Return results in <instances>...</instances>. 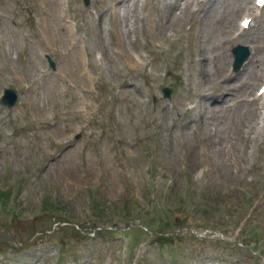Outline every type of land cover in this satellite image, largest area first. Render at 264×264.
I'll return each mask as SVG.
<instances>
[{"label":"rangeland","instance_id":"374dc122","mask_svg":"<svg viewBox=\"0 0 264 264\" xmlns=\"http://www.w3.org/2000/svg\"><path fill=\"white\" fill-rule=\"evenodd\" d=\"M59 1L77 46L58 34ZM173 1L119 6L115 22L110 0H0V95L7 81L18 95L0 102V264H264V113L258 129L250 103L214 106L258 75L249 61L232 73L230 48L264 53V8L252 41H232L252 0L192 4L189 21Z\"/></svg>","mask_w":264,"mask_h":264},{"label":"bare ground","instance_id":"6f19581e","mask_svg":"<svg viewBox=\"0 0 264 264\" xmlns=\"http://www.w3.org/2000/svg\"><path fill=\"white\" fill-rule=\"evenodd\" d=\"M173 6H175L176 8H177V10L178 11H176V14H177V17L178 18H181L182 17V13H183V11H184V8H186V5H184V7H179V5H178V3H177V1H174L173 2ZM57 29H58V34H60V35H62V36H65V34H66V36H68L69 37V35H68V30H67V27H65L64 25H63V23L62 22H58L57 24ZM212 23L211 22H208V23H201L200 24V28H201V33H202V35L201 34H197L196 33V35H195V38H194V36H193V38L191 39L190 38V43H189V53H197V52H194V51H197V50H195V40H197L198 38H197V35H198V37L199 36H201V37H203V39L205 38V34L203 33V28H204V32H205V30L207 31V29H212ZM64 28V29H63ZM118 35H119V33H118ZM191 35H192V32H191ZM207 37V36H206ZM118 39V38H117ZM197 49V48H196ZM261 59H264V53H258L257 55H256V57L254 58V59H252V66L253 65H257V66H259L258 65V63H260V60ZM264 65V64H263ZM261 67H263V66H259V68H258V70L261 68ZM257 70V71H258ZM257 72H255L252 76H250V77H248L244 82H243V84L241 85V86H238V87H235V86H232V85H234L235 83H229V84H226V86L229 88V89H226L225 90V94L222 96L221 94H219L218 95V97H221V100H220V103H216V105H214L215 106V108H218L219 109V112L221 113V112H223V109H227V108H229V107H236V106H238V105H240V104H242V108H243V112H244V114H245V109H246V111H250V108H249V104H247V103H244L245 102V100H248V101H251V102H258L259 101V99H260V97L258 96V97H253L252 99H249L248 97L250 96V95H252L253 93H251V91L252 90H249V89H251L252 88V83L250 84V82L251 81H253V79H254V77H255V74H256ZM263 74H264V72H263ZM262 74V75H263ZM239 81H240V79H239ZM207 86H208V84H206ZM213 85L211 84L210 85V88L212 87ZM242 87H244V89H247V90H244L243 91V93H241V88ZM242 101H244V102H242ZM251 104H253V106H255V103H251ZM242 108H241V110H242ZM239 112H240V110H239Z\"/></svg>","mask_w":264,"mask_h":264},{"label":"water","instance_id":"95a60500","mask_svg":"<svg viewBox=\"0 0 264 264\" xmlns=\"http://www.w3.org/2000/svg\"><path fill=\"white\" fill-rule=\"evenodd\" d=\"M0 226H3L2 224H0Z\"/></svg>","mask_w":264,"mask_h":264},{"label":"snow or ice","instance_id":"6c2138e0","mask_svg":"<svg viewBox=\"0 0 264 264\" xmlns=\"http://www.w3.org/2000/svg\"><path fill=\"white\" fill-rule=\"evenodd\" d=\"M245 23H247V21H245Z\"/></svg>","mask_w":264,"mask_h":264}]
</instances>
